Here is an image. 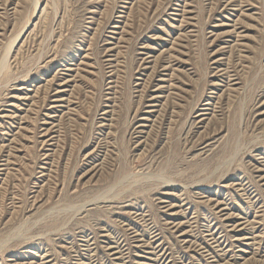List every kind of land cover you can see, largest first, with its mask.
Here are the masks:
<instances>
[{"label": "rangeland", "instance_id": "obj_1", "mask_svg": "<svg viewBox=\"0 0 264 264\" xmlns=\"http://www.w3.org/2000/svg\"><path fill=\"white\" fill-rule=\"evenodd\" d=\"M0 244L264 264V0H0Z\"/></svg>", "mask_w": 264, "mask_h": 264}, {"label": "bare ground", "instance_id": "obj_2", "mask_svg": "<svg viewBox=\"0 0 264 264\" xmlns=\"http://www.w3.org/2000/svg\"><path fill=\"white\" fill-rule=\"evenodd\" d=\"M38 4H36V7H35V10H37V11H35V12H38ZM40 12V11H39ZM16 40L18 39V38H15ZM13 44H14V41L7 47V49H6V55H5V57L2 59V62H4L5 61V59H6V57L9 55V53H10V51H11V49H12V47H13ZM167 62V61H166ZM110 192V191H109ZM105 195V194H104ZM115 195V194H114ZM107 199V198H106ZM89 201V200H88ZM116 201V200H115ZM91 202V201H90ZM89 202V203H90ZM92 202H94V201H92ZM101 202V201H100ZM104 202H106V201H104ZM87 203V202H86ZM87 205H88V203H87ZM95 205V204H94ZM79 212V211H78ZM147 220V219H146ZM128 226V225H127ZM135 235V234H134ZM5 239V238H4ZM142 239V238H141ZM8 240V239H7ZM113 241V240H112ZM132 241H133V239H132ZM111 242V241H110ZM111 244V243H110ZM1 245V244H0ZM115 245V244H114ZM145 245V244H144ZM123 250V249H122ZM157 253V252H156ZM120 256V255H119ZM169 260V259H168Z\"/></svg>", "mask_w": 264, "mask_h": 264}]
</instances>
